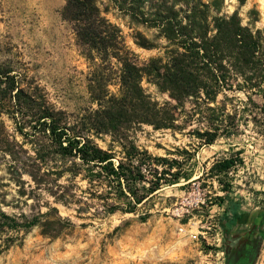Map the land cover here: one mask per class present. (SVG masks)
Wrapping results in <instances>:
<instances>
[{
    "label": "rangeland",
    "instance_id": "obj_1",
    "mask_svg": "<svg viewBox=\"0 0 264 264\" xmlns=\"http://www.w3.org/2000/svg\"><path fill=\"white\" fill-rule=\"evenodd\" d=\"M184 1L126 0L120 6L112 0H97V4L120 29L125 46L141 64L151 57L164 58L170 49L177 48L176 42L163 37L155 13H165V6L174 2L178 18L188 23L181 10L186 8ZM200 1L209 5V34L213 33V16H229L234 11L242 25L264 27V0ZM64 3L0 0V69H12L25 88L42 94L55 108L77 114L96 106L87 90L92 69L76 43L71 24L61 17ZM141 84L158 102L173 101L146 78ZM109 89L117 92L116 80L111 81ZM250 96L251 100L243 91L229 89L209 103L231 116L226 119L225 115L221 126L222 134L231 135H220L210 145L192 134L193 130L208 128L205 119L175 131L156 130L149 124L127 130L128 140L154 155L185 160L184 150L193 153L183 167L192 174L190 182L182 180L163 187L134 212L102 216L100 203L93 199L90 212L96 215L92 217H87L90 212L77 216V205H65L55 198L62 190L87 195L81 192L87 187L86 181L79 177L71 180L67 173L60 177L50 174L61 165L59 158L41 165L29 138L16 129L6 107L1 108L0 210L18 223L33 216H40V222L29 228L0 229V264L202 263L201 251L207 245L199 232L205 226L213 220H252L264 215V108L260 109V95ZM189 106L186 102L185 107ZM95 141L119 155L121 146L109 134L95 137ZM13 146L14 154L10 153ZM225 157L237 158L234 167L220 176L230 184L228 192L208 174L211 164ZM47 168L50 172L44 176ZM53 207L69 220H45L56 216ZM222 248L225 252V241ZM258 257V264H264V237Z\"/></svg>",
    "mask_w": 264,
    "mask_h": 264
},
{
    "label": "trees",
    "instance_id": "obj_2",
    "mask_svg": "<svg viewBox=\"0 0 264 264\" xmlns=\"http://www.w3.org/2000/svg\"><path fill=\"white\" fill-rule=\"evenodd\" d=\"M112 1L120 6L126 3ZM184 2L186 8L181 10L188 23L183 24L178 18L179 9L174 2L165 6V13H155L163 37L176 42L177 48L170 49L164 58L151 57L139 64L125 46L120 29L103 15L97 0H65L61 17L71 24L76 43L92 69L87 90L96 106L85 112L71 114L55 108L42 94L25 88L12 69H0V109L6 107L16 129L29 138L41 165H47L54 157L61 162L54 172L47 168L43 175L50 172L60 177L67 173L71 180L79 177L86 181L87 187L81 192L87 195L62 190L55 196L65 205H77L79 217L90 212L93 199L100 203L102 216L116 211L134 212L163 187L182 180L190 182L192 174L183 167L193 153L184 150L185 160L154 155L128 140L127 130L149 124L156 130L175 131L205 119L208 128L193 130L192 134L210 145L220 135H231L222 134L221 129L224 120L231 116L222 108L209 105L218 94L238 90L251 100L250 95L256 93L262 98L260 109L264 108V27L242 25L234 11L229 16H213V33L209 34V5L200 0ZM144 78L159 91L167 92L173 101L153 99L141 84ZM113 80L118 85L117 92L109 89ZM186 102L190 103L189 108L185 107ZM102 134H109L120 144L119 155L98 145L95 137ZM15 152L13 146L10 153ZM236 159L215 160L208 169L222 191L228 192L230 184L220 176L234 167ZM218 199L222 200V196ZM52 210L56 216L45 220H69L57 214L56 208ZM95 215L90 212L87 217ZM39 217H25V222L18 223L0 210V229L29 228L40 222Z\"/></svg>",
    "mask_w": 264,
    "mask_h": 264
},
{
    "label": "crops",
    "instance_id": "obj_3",
    "mask_svg": "<svg viewBox=\"0 0 264 264\" xmlns=\"http://www.w3.org/2000/svg\"><path fill=\"white\" fill-rule=\"evenodd\" d=\"M262 221L221 220L225 236V264H228L229 260H232L230 262L232 264H246L247 262L248 264H258L260 244L256 252L253 249L255 245V230Z\"/></svg>",
    "mask_w": 264,
    "mask_h": 264
},
{
    "label": "built area",
    "instance_id": "obj_4",
    "mask_svg": "<svg viewBox=\"0 0 264 264\" xmlns=\"http://www.w3.org/2000/svg\"><path fill=\"white\" fill-rule=\"evenodd\" d=\"M199 233L207 245V249L201 251L204 260L199 264H224L225 252L222 245L225 236L221 220H213L210 225L205 226V229Z\"/></svg>",
    "mask_w": 264,
    "mask_h": 264
},
{
    "label": "flooded vegetation",
    "instance_id": "obj_5",
    "mask_svg": "<svg viewBox=\"0 0 264 264\" xmlns=\"http://www.w3.org/2000/svg\"><path fill=\"white\" fill-rule=\"evenodd\" d=\"M252 220H263L261 222V224L258 225L257 228H256V230H255V242H254L255 245H254V249L253 250L256 252L257 247L259 246V244L261 243V240L264 237V215L263 216H259V217H254ZM231 262H232V260H231ZM225 263H226V254H225ZM246 264H248V262Z\"/></svg>",
    "mask_w": 264,
    "mask_h": 264
},
{
    "label": "water",
    "instance_id": "obj_6",
    "mask_svg": "<svg viewBox=\"0 0 264 264\" xmlns=\"http://www.w3.org/2000/svg\"><path fill=\"white\" fill-rule=\"evenodd\" d=\"M230 262H231V261L229 260V262H227V263H228V264H231Z\"/></svg>",
    "mask_w": 264,
    "mask_h": 264
}]
</instances>
